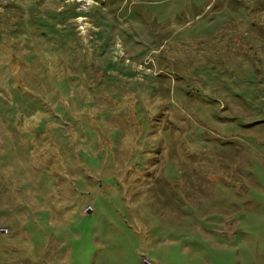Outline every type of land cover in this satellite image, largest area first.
I'll list each match as a JSON object with an SVG mask.
<instances>
[{
    "label": "rangeland",
    "instance_id": "1",
    "mask_svg": "<svg viewBox=\"0 0 264 264\" xmlns=\"http://www.w3.org/2000/svg\"><path fill=\"white\" fill-rule=\"evenodd\" d=\"M264 259V0H0V264Z\"/></svg>",
    "mask_w": 264,
    "mask_h": 264
},
{
    "label": "crops",
    "instance_id": "2",
    "mask_svg": "<svg viewBox=\"0 0 264 264\" xmlns=\"http://www.w3.org/2000/svg\"><path fill=\"white\" fill-rule=\"evenodd\" d=\"M236 264H264V259H237Z\"/></svg>",
    "mask_w": 264,
    "mask_h": 264
}]
</instances>
